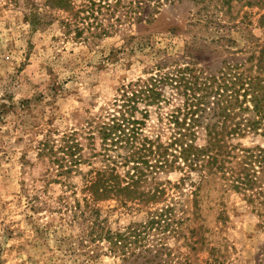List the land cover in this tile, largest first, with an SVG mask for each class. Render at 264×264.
<instances>
[{
  "label": "rangeland",
  "instance_id": "374dc122",
  "mask_svg": "<svg viewBox=\"0 0 264 264\" xmlns=\"http://www.w3.org/2000/svg\"><path fill=\"white\" fill-rule=\"evenodd\" d=\"M90 1L99 5L69 0L67 11L57 0H0V264H144L107 254V243L88 237L92 222L81 216L89 176L109 168L122 178L133 173L134 158L114 143V123L132 116L139 144L166 148L175 131L171 116L190 122L189 111L205 95V78L219 75L233 58L228 52H247L238 55L244 59L254 45L264 48V8L245 4L253 0L236 1L231 17L212 3L205 12L212 22L202 27H190L199 5L188 0L157 12L151 3L145 11L154 12L151 25L126 16L137 9L130 2L145 0H122L117 10L113 0H102L96 21L79 12ZM99 22L110 29L107 35L96 29ZM193 45L194 59L187 57ZM189 64L193 72L178 75L177 88L166 86L145 118L146 102L133 97L128 84L156 76L159 68L167 74ZM203 134L196 140L201 146ZM229 143L236 150H264V133ZM166 159L168 166L145 185H161L160 202L96 204L107 228L145 225L150 214L171 208V225L151 230L148 241L168 248L165 264H264V165L253 160L248 166L251 190L234 187L225 173L228 183L219 174L196 196L200 175L190 174L182 159ZM242 162L231 159L225 166Z\"/></svg>",
  "mask_w": 264,
  "mask_h": 264
},
{
  "label": "trees",
  "instance_id": "16d2710c",
  "mask_svg": "<svg viewBox=\"0 0 264 264\" xmlns=\"http://www.w3.org/2000/svg\"><path fill=\"white\" fill-rule=\"evenodd\" d=\"M113 1L115 2L113 8L117 10L122 0ZM188 1L195 3L197 6L199 5V10L193 15L196 18V22L193 21L190 27H202L208 26L212 22V17L205 14L212 3H216V7L222 9L220 12L223 14L226 12L231 17L236 8L235 2L238 0ZM57 2L58 5L62 3L67 11L69 10V0H57ZM153 2H155L153 10L157 12L158 7H162L163 4H182L184 1L145 0V4L144 2H130L131 6L137 5V9L134 12H128L130 14L126 13V16L134 21L135 24L151 25L155 21L154 12L145 14V11L150 10ZM101 3L102 0H99V5L90 1L89 5L79 12L87 14L86 19L94 18V21H96V15L97 13L99 14L102 6ZM245 4L247 6L256 4L260 9L264 8V0H253L245 2ZM132 9L130 8V11ZM116 21L120 22V20ZM93 25L88 24L89 29ZM67 26L71 27L72 24H67ZM75 27L77 28L76 32L81 35L82 31L78 30L79 26L76 25ZM96 29L101 31L100 35H107L110 30L103 27L101 22L97 23ZM221 41H225L229 45L234 44V41L230 38H221L219 42ZM254 46L256 47L250 56L244 59H239L238 55L247 52H228L233 58H230L231 61L224 62L223 69L220 70L219 75L210 74L209 77L205 78L203 88L205 95H202V98H199L197 103L194 104L196 109L189 111L188 114H191V118L188 124L186 119L181 122L178 115L175 116V119L173 118L174 115L171 116V123H174L175 131L173 132V141L168 147L163 148L160 145L155 147L152 143L139 144L136 140L137 135L140 134V128L135 126L139 122L138 120H132V116L131 118L123 117L122 119H117V122L114 123L113 134H115V137L113 140H116L114 143H123L129 156L134 158L133 173L128 172L122 178L115 172V169L109 168L108 170L95 172L82 185L86 197L84 198L85 210L82 211L81 216L85 221L90 220L92 222L88 237L95 242L107 243V254L122 258L126 262L133 258L134 261L143 260L144 264H165V258L171 256L168 248L163 243L148 244L151 230H160L163 223L166 224V229L171 225L168 223V216L171 215L172 211L171 208L150 214L144 223L145 225L129 226L113 231L107 228V223L102 218L101 210L96 207L99 202L110 200L119 201L123 206H127L130 202H140L141 204L160 202L161 197L165 193L161 185L156 184L155 187L149 189L145 185L150 176L156 179L155 176L158 174V170L168 166L166 157L169 155L174 156L176 159H182L190 174L193 172L200 175L198 184H194L196 196L204 186H208L216 178L215 176H219V174L221 175L220 179L227 183L226 177L231 174L234 187L251 190L253 180L249 178L251 174L248 171V166L253 160L264 165V150L260 148L257 151L236 150L237 147L229 142L233 138H243L247 134L264 133V48L259 49L257 45ZM187 49V57L194 59L192 52L197 50V48L193 45L187 47ZM248 63L251 65L249 68L247 67ZM190 66L189 64L184 70L175 71L176 74L175 72L160 74L161 68H159L156 76H151L144 82L139 80L135 84H128V87L135 88L131 90L133 97L140 99L142 103L146 102V108L142 112L145 118L149 113V108L155 104L159 105L162 101L166 86L177 88L179 83L178 75L193 72L192 69L195 68V64H192L194 68H190ZM208 100L209 107L207 108ZM129 101L132 103L134 99ZM129 106V109H135L134 105L131 106L129 104ZM198 111L202 115L197 116ZM201 132H204L203 135L205 137L203 146L196 143L197 135ZM170 149L174 153L169 154ZM239 152L242 155L241 157ZM148 157L153 158L155 163L152 164ZM237 158H242V165L245 166H240L239 168L238 164L226 168V163H230L231 159ZM246 161L250 162L247 163ZM190 174L186 177H190ZM197 203L198 199L196 198L195 208L198 209L199 204Z\"/></svg>",
  "mask_w": 264,
  "mask_h": 264
}]
</instances>
